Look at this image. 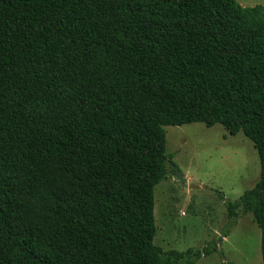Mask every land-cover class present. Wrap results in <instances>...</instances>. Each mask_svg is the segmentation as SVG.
Here are the masks:
<instances>
[{
    "label": "trees",
    "instance_id": "16d2710c",
    "mask_svg": "<svg viewBox=\"0 0 264 264\" xmlns=\"http://www.w3.org/2000/svg\"><path fill=\"white\" fill-rule=\"evenodd\" d=\"M192 123L241 132L260 178L219 241L163 251L164 127ZM238 209L264 264V6L0 0V264H194Z\"/></svg>",
    "mask_w": 264,
    "mask_h": 264
},
{
    "label": "rangeland",
    "instance_id": "374dc122",
    "mask_svg": "<svg viewBox=\"0 0 264 264\" xmlns=\"http://www.w3.org/2000/svg\"><path fill=\"white\" fill-rule=\"evenodd\" d=\"M235 1L245 8L264 6V0ZM164 130L165 155L187 181L185 187L167 166L166 180L155 187L153 242L163 251L202 250L220 240V229L227 223L224 201L234 202L259 181L258 155L241 132L229 135L220 124ZM260 237L252 215L238 209L236 224L217 251L194 264H261Z\"/></svg>",
    "mask_w": 264,
    "mask_h": 264
},
{
    "label": "water",
    "instance_id": "95a60500",
    "mask_svg": "<svg viewBox=\"0 0 264 264\" xmlns=\"http://www.w3.org/2000/svg\"><path fill=\"white\" fill-rule=\"evenodd\" d=\"M172 169L175 172L176 180L179 181L180 183H182L186 187V181L187 180L185 179V177L181 173L178 172L176 167H172Z\"/></svg>",
    "mask_w": 264,
    "mask_h": 264
},
{
    "label": "crops",
    "instance_id": "0c3cea01",
    "mask_svg": "<svg viewBox=\"0 0 264 264\" xmlns=\"http://www.w3.org/2000/svg\"><path fill=\"white\" fill-rule=\"evenodd\" d=\"M183 216V215H182Z\"/></svg>",
    "mask_w": 264,
    "mask_h": 264
}]
</instances>
